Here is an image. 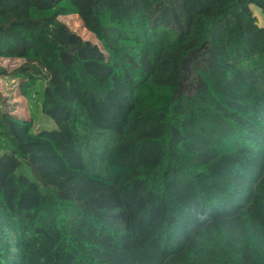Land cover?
Instances as JSON below:
<instances>
[{
  "label": "trees",
  "instance_id": "obj_1",
  "mask_svg": "<svg viewBox=\"0 0 264 264\" xmlns=\"http://www.w3.org/2000/svg\"><path fill=\"white\" fill-rule=\"evenodd\" d=\"M253 5L0 0V60L17 62L0 73L55 123L0 106V264H264Z\"/></svg>",
  "mask_w": 264,
  "mask_h": 264
},
{
  "label": "rangeland",
  "instance_id": "obj_2",
  "mask_svg": "<svg viewBox=\"0 0 264 264\" xmlns=\"http://www.w3.org/2000/svg\"><path fill=\"white\" fill-rule=\"evenodd\" d=\"M252 8L257 15L259 23L264 24V14L260 8L256 5H253ZM59 19L83 38L98 42L91 32L85 30L83 22L78 15H62ZM0 64L6 67L9 72L17 67V62L14 60L9 62L0 60ZM18 81V78L12 74L0 73V106L25 118L32 117L35 130L55 127L53 120L43 113L40 98L36 91L32 90L29 96L22 95Z\"/></svg>",
  "mask_w": 264,
  "mask_h": 264
},
{
  "label": "clouds",
  "instance_id": "obj_3",
  "mask_svg": "<svg viewBox=\"0 0 264 264\" xmlns=\"http://www.w3.org/2000/svg\"><path fill=\"white\" fill-rule=\"evenodd\" d=\"M199 216H200L201 219H207L208 218V212L206 210L201 211L199 213Z\"/></svg>",
  "mask_w": 264,
  "mask_h": 264
}]
</instances>
